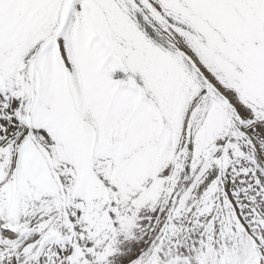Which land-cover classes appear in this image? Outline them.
Here are the masks:
<instances>
[{
	"label": "snow or ice",
	"instance_id": "6c2138e0",
	"mask_svg": "<svg viewBox=\"0 0 264 264\" xmlns=\"http://www.w3.org/2000/svg\"><path fill=\"white\" fill-rule=\"evenodd\" d=\"M0 264H264V0H0Z\"/></svg>",
	"mask_w": 264,
	"mask_h": 264
}]
</instances>
